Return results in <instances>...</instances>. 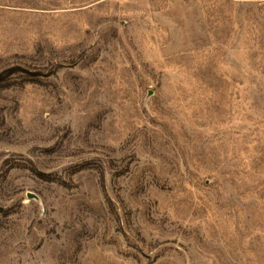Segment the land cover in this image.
Here are the masks:
<instances>
[{
    "label": "rangeland",
    "instance_id": "1",
    "mask_svg": "<svg viewBox=\"0 0 264 264\" xmlns=\"http://www.w3.org/2000/svg\"><path fill=\"white\" fill-rule=\"evenodd\" d=\"M0 264H264V0H0Z\"/></svg>",
    "mask_w": 264,
    "mask_h": 264
}]
</instances>
